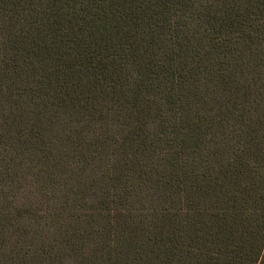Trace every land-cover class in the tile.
Here are the masks:
<instances>
[{
    "label": "trees",
    "instance_id": "16d2710c",
    "mask_svg": "<svg viewBox=\"0 0 264 264\" xmlns=\"http://www.w3.org/2000/svg\"><path fill=\"white\" fill-rule=\"evenodd\" d=\"M0 264H264V0H0Z\"/></svg>",
    "mask_w": 264,
    "mask_h": 264
}]
</instances>
